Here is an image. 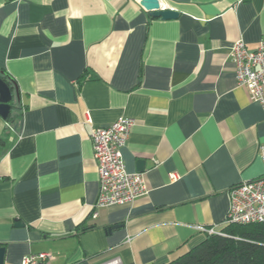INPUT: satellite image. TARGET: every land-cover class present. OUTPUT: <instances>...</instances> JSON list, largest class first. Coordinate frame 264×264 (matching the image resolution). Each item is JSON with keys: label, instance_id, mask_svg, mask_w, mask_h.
Instances as JSON below:
<instances>
[{"label": "crops", "instance_id": "obj_1", "mask_svg": "<svg viewBox=\"0 0 264 264\" xmlns=\"http://www.w3.org/2000/svg\"><path fill=\"white\" fill-rule=\"evenodd\" d=\"M139 1L0 0L14 86L0 117L3 264H166L205 239L196 226H224L230 188L263 175L264 106L229 51L264 38V0H159L170 20ZM119 118L133 120L121 155L146 193L93 217L89 133Z\"/></svg>", "mask_w": 264, "mask_h": 264}, {"label": "built area", "instance_id": "obj_2", "mask_svg": "<svg viewBox=\"0 0 264 264\" xmlns=\"http://www.w3.org/2000/svg\"><path fill=\"white\" fill-rule=\"evenodd\" d=\"M229 57L237 86L247 90L250 101L264 106V38L255 49H249L243 40H237L230 47ZM132 123L129 118H119L109 126L91 127L89 137L99 176L93 217L100 209L130 204L146 193L144 175L128 172L121 155ZM259 158L264 167V144L259 147ZM228 199L223 227L264 223V173L234 185L228 192ZM222 228L195 227L205 236H225ZM52 259L48 252L29 254L21 258L20 264H49ZM103 264H120V260L115 258Z\"/></svg>", "mask_w": 264, "mask_h": 264}, {"label": "trees", "instance_id": "obj_3", "mask_svg": "<svg viewBox=\"0 0 264 264\" xmlns=\"http://www.w3.org/2000/svg\"><path fill=\"white\" fill-rule=\"evenodd\" d=\"M2 79L12 90V81ZM225 236L211 235L166 264H264V223L227 225Z\"/></svg>", "mask_w": 264, "mask_h": 264}, {"label": "water", "instance_id": "obj_4", "mask_svg": "<svg viewBox=\"0 0 264 264\" xmlns=\"http://www.w3.org/2000/svg\"><path fill=\"white\" fill-rule=\"evenodd\" d=\"M140 5L149 12L150 16L154 18H160L162 20L174 19L178 16V13L173 10H163L160 6L159 0H140ZM3 74L0 75V117L7 120L10 110L11 102L13 100V93L10 86L2 79ZM13 86V85H12ZM14 87V86H13ZM15 96L17 97L16 88H14ZM143 162H138V171H143ZM113 229L115 228L112 227ZM5 249L0 247V264L4 262Z\"/></svg>", "mask_w": 264, "mask_h": 264}]
</instances>
